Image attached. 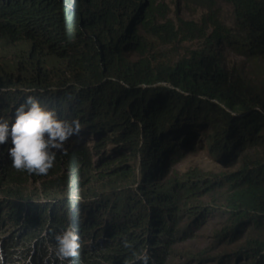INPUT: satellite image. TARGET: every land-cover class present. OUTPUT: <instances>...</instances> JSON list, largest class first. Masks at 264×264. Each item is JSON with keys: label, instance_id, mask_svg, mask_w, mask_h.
Masks as SVG:
<instances>
[{"label": "trees", "instance_id": "obj_1", "mask_svg": "<svg viewBox=\"0 0 264 264\" xmlns=\"http://www.w3.org/2000/svg\"><path fill=\"white\" fill-rule=\"evenodd\" d=\"M224 2L235 26L216 24L202 47L168 62L154 56L153 43L187 41L183 32L197 26L161 23L152 1L0 0V52L15 58L0 67V87L33 89L2 92L0 117L10 120L34 95L58 118L81 124L47 176L14 170L0 147V208L15 228L6 246L24 238L33 263L46 254L43 237L54 243L71 226L84 236L99 231L108 243L99 251L98 240L84 237L94 248L81 247L73 264H139L134 253L144 249L161 264L189 237L192 227L182 224L210 212L201 200L217 202L224 190L226 213L237 221L230 233L242 222L259 232L239 254L264 264V0ZM218 46L244 60L228 62ZM92 137L99 141L89 149ZM196 146L236 153L239 166L175 172Z\"/></svg>", "mask_w": 264, "mask_h": 264}, {"label": "rangeland", "instance_id": "obj_2", "mask_svg": "<svg viewBox=\"0 0 264 264\" xmlns=\"http://www.w3.org/2000/svg\"><path fill=\"white\" fill-rule=\"evenodd\" d=\"M149 1H152L154 7L157 8L155 16L161 23L168 22L173 24L175 27H180L184 22H192L197 26L195 31L183 32L184 35H182V37L187 38V41L180 40L178 43L169 46H163L159 41H155L153 43V53H155L154 56L157 59H162L168 62L177 61L190 50H196L202 47L204 43L207 42V37H209L214 31L216 24L219 23L222 27L227 29L235 26V17H233L232 8L229 7L224 0ZM212 4L214 7H212ZM162 16H164L165 20L161 19ZM2 43L3 42L0 39V44ZM217 48H219V50L216 55L222 56L230 63L241 62L244 60L234 56L232 53L229 54V52L225 49L223 50L222 47L218 46ZM130 58L136 59L132 55H130ZM13 59L15 60V58L11 59V55L7 53L5 61V57H2L0 52V67L6 62H11ZM20 82L21 81L19 79L16 81V83ZM19 85H22V83L14 85L13 87H0V98L2 97L1 93L7 90L14 93L15 91H20L22 94H27V92L33 91V89H31L32 87H29V85H23V87ZM5 104H8V102ZM56 104H58L57 101ZM3 114L4 116L7 115L6 113ZM174 123L175 122L171 121V124H168L166 127H169ZM96 135L97 134H95L94 137ZM94 137L88 141L87 147L89 149L92 142L99 141V138ZM107 149L111 150L112 144H110ZM186 153L187 154L184 155V158L180 160L181 162L174 168V171L178 174L189 170L193 171V169L202 173H230L234 172V170H236L239 166V164L235 165V163L238 162L236 153L233 156H228L226 154L214 156V154H210L207 149H202V147L199 146H196L194 151L193 149L191 151L186 150ZM118 157H121V155H115V158ZM37 181L38 179L33 180V184L32 181L29 182L33 185L31 188L34 187L35 192L38 186ZM84 182H88V180H82L81 183ZM223 192L224 190L219 191L214 197V199H218L217 202H212L209 198H203L201 200V202H203V206L210 208V212L202 213L200 211L197 216L191 220L192 222L188 221L187 223L182 224L183 227L186 228L192 227L189 237L181 240L180 244L175 246L174 249H172V251L165 258H163L161 264H253V262H250L248 259L241 256L239 251L243 248V245L246 244L247 240L251 241L259 234L258 229L248 227L249 225L242 222L239 224V228L235 231V234L230 233L237 224V221H232L231 216L226 213L228 209L224 201V196L220 194ZM36 196L37 195L35 193L34 199L39 200V197ZM4 210L5 208H0V250H2L4 254L5 250H7L6 248L10 251L13 249L14 253H12L9 258L11 259L15 254L16 249L22 248L23 251L21 255L23 257H27L29 255V249L27 246H23L22 242L24 241V238H19V240L10 247L6 246V242H8L13 235L11 232L14 231L15 228L11 229V222H9L3 214ZM29 221L30 225H27L30 227L28 232L33 229V218L31 215ZM18 230L22 231L23 226L20 225ZM79 234L83 237L81 239V247H84V249L92 251L94 247L89 245L87 240H92V238H94V240H98V250H106L108 243L101 238L99 231L94 233L92 231V234L88 233L86 236H84L83 233ZM84 237H86V241ZM40 241V247L42 245L45 249V245L48 240L43 237ZM42 258L39 257L38 260H35L32 264H37L39 261L41 262ZM7 260L8 259L5 260V264H13V262H6Z\"/></svg>", "mask_w": 264, "mask_h": 264}, {"label": "clouds", "instance_id": "obj_3", "mask_svg": "<svg viewBox=\"0 0 264 264\" xmlns=\"http://www.w3.org/2000/svg\"><path fill=\"white\" fill-rule=\"evenodd\" d=\"M80 130L78 119H60L54 109L43 105L34 95H27L24 103L15 108L10 120L0 117V147L7 146V158L14 170L47 176L55 167L57 153L66 154V142ZM53 240L54 243L46 242V254L41 264H73L81 249L79 233L67 226L55 234ZM121 243L125 248L130 247L126 239ZM22 251V248L16 249L13 264H32L31 256L23 257ZM134 256L139 264H151L147 249L134 253ZM0 264H5L2 250Z\"/></svg>", "mask_w": 264, "mask_h": 264}, {"label": "water", "instance_id": "obj_4", "mask_svg": "<svg viewBox=\"0 0 264 264\" xmlns=\"http://www.w3.org/2000/svg\"><path fill=\"white\" fill-rule=\"evenodd\" d=\"M38 99V98H37Z\"/></svg>", "mask_w": 264, "mask_h": 264}]
</instances>
